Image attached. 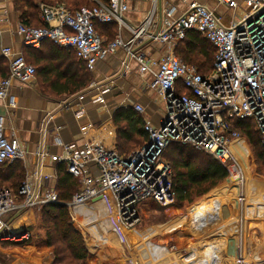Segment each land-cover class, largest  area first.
<instances>
[{"label":"built area","instance_id":"built-area-1","mask_svg":"<svg viewBox=\"0 0 264 264\" xmlns=\"http://www.w3.org/2000/svg\"><path fill=\"white\" fill-rule=\"evenodd\" d=\"M95 1L94 6L79 8L66 3H41L40 13L46 25L34 27L20 22L18 32L24 44L32 48L52 41L73 50L88 69H93L98 59L123 49L143 66L145 73L152 75L149 86L164 103L165 117L159 126L145 123L148 140L142 147L122 156L117 150L94 142L79 146L59 141L64 155L58 160L79 181V189L68 206L81 213L83 208L110 197L119 225L137 232L144 202L175 203L172 167L163 156L170 144H189L209 153L228 169L229 178L234 181L243 179L230 148L234 140L243 139L234 121H252L264 144V0H217L236 11L246 9L229 25L214 8L199 0H190L181 14H177V7L168 5L163 28L156 30L150 29L153 13L138 25L125 19L128 0ZM97 24L115 26L114 39L108 41L97 30ZM125 30L131 35L128 40L123 37ZM188 31L202 34L216 49L214 67L207 74L174 52ZM146 41L168 44L172 51L154 61L133 50L138 42ZM0 56L9 59V75L0 79L1 102L9 96L12 82L32 80L36 67L4 43L1 24ZM108 90H99L91 101L104 103ZM76 98L82 101L85 92ZM64 104L72 107V99ZM9 105L16 107L13 99ZM135 109L140 113L144 110L139 104ZM75 112L81 116L85 111L80 107ZM4 122L5 116L0 115V163L24 161L26 150L17 138L5 133ZM58 201L54 187L45 189L40 182L27 178L18 192L0 187V220L18 210L38 211L44 204ZM3 224L9 228L6 222ZM255 259L252 264H260L261 259ZM237 264L251 263L243 258Z\"/></svg>","mask_w":264,"mask_h":264},{"label":"crops","instance_id":"crops-1","mask_svg":"<svg viewBox=\"0 0 264 264\" xmlns=\"http://www.w3.org/2000/svg\"><path fill=\"white\" fill-rule=\"evenodd\" d=\"M189 1L128 0L129 10L125 13V19L133 25H138L153 13L150 29H161L165 19L164 9L168 5H174L178 9L177 14H181L185 11ZM199 1L214 8L222 16L224 24L229 25L235 19L233 12L236 10L220 5L217 0ZM2 6L1 8L5 9V12L0 13V24L3 30L4 43L10 45L15 51L25 54L26 59L37 67V74L32 80L28 82L14 80L9 96L0 102V115L5 116V133L10 137L17 138L27 153L26 159L23 161L26 171L25 180L30 178L40 182L45 189L53 187L56 189V169L57 165L61 164L58 159L64 155V148L59 141L75 143L79 146L94 142L117 150V128L113 117L121 107L132 106L135 109V105L139 104L144 109L143 113H139L143 116L145 123L156 126L162 124L165 117V106L159 95L149 86L153 79L152 75L145 73L143 66L135 58H129L123 49H118L116 52L98 59L94 68L89 69L92 81L88 87L71 94L69 92L70 84L67 83V80L71 79L72 70L75 67H80V64L86 66L85 62L75 57L72 51L58 44L54 52L51 48L54 43L51 41H45L40 48L25 45L22 36L18 32L20 12L16 11L12 4L8 2L3 3ZM237 15H239L238 12ZM40 17L42 19L41 13ZM37 24H41L40 18ZM104 36L108 37L105 34ZM130 36L127 30L123 31L124 39L128 40ZM133 50L152 58L154 61H158L163 55L172 51L168 44L151 41L138 42L133 46ZM86 70L88 71V68ZM8 71L9 59L0 56V77L7 75ZM104 88L109 89L104 94V103L91 101L93 95L96 96L98 91ZM83 92H85V98L80 101L76 96ZM70 98L72 99V107L66 108L64 102ZM11 99L15 101L16 107L9 105ZM80 107H83L85 112L81 116H77L75 111ZM226 192H230L229 196L232 197L233 192L231 189ZM229 196H226V201L217 203L212 208L207 209L208 213L203 219H201L197 210L204 204H208L213 198L194 204L193 214L196 225L201 226L204 223L208 224L213 220H217L221 215L222 204L231 206L232 200L227 199L230 198ZM106 199L113 210L111 217L113 222L110 220L109 226H111V229H114L113 226L116 228L117 225L120 228H116L110 233L107 232V235L102 233L109 240L112 234L118 237L116 231L118 234L119 230L122 233L124 229L117 222L114 201L110 197ZM106 199L96 201L94 205L105 204ZM249 217L247 215L244 217L246 223L250 225L252 222H256L257 219L252 220ZM236 219L238 220V218H234L227 221L223 226L224 230L220 229L219 236H230L236 233ZM92 223L101 225L106 230L99 220V214H96ZM260 232L264 236V229L258 227L252 236L254 242L250 239L251 244L246 243L248 251L254 252L264 246L263 244L259 245L261 239L257 237H259ZM124 233L126 234L125 231ZM107 244H102L98 249H105ZM120 245H127V243H121ZM216 245L213 246L214 251L218 249L219 253L222 249L223 252L225 251L227 244L224 246ZM95 251L97 249H94L92 254H95ZM142 258L139 256L140 263L138 264H143ZM39 259H31L30 262H38ZM48 262L51 263L50 260Z\"/></svg>","mask_w":264,"mask_h":264},{"label":"rangeland","instance_id":"rangeland-1","mask_svg":"<svg viewBox=\"0 0 264 264\" xmlns=\"http://www.w3.org/2000/svg\"><path fill=\"white\" fill-rule=\"evenodd\" d=\"M91 1L95 2V0ZM7 2L12 4L16 10L15 0H0V13L5 12V9L1 7H3V3ZM87 2L90 1L87 0L84 4ZM41 3H66L72 7L68 0H46L38 2V5L40 6ZM39 6L38 9L40 10ZM244 10L246 9L234 11V17L237 12L239 14L244 13ZM176 56L181 58V55L176 54ZM244 139L246 140L244 137L239 141L240 149L243 150L236 157L240 167V163L245 166V172H242L244 183L238 184V181H234L228 176L206 195L196 199L193 203H184L182 206H177L175 203L173 205H161L155 201L147 200L139 210L141 221L137 227L140 231L136 235V232L122 227L126 234L119 230L118 234L116 231L118 237L112 234L108 240L104 236V234L107 235V232L110 233L119 228L118 225L116 228L112 225L114 229L109 226L112 221L113 210L108 205L107 199L105 204L100 203L99 206L93 204L83 208L81 213L76 211L78 214L68 206L73 226L82 235L85 245L90 249L89 264H138L140 263L139 256L143 257V264H237L238 260L243 258L252 264L256 260L255 257H259L261 259L260 264H264V246H261L262 250L260 248L254 252L248 251L246 246L251 244L250 239L254 242L252 236L258 227L264 229V167L258 163L255 151ZM17 161L23 162L22 160ZM250 183L262 190L263 196L257 200V204H254L256 202H253L252 196L248 195L247 186ZM229 189L233 192L232 197L229 196L230 192L225 193ZM220 195H223L222 198L219 197ZM227 195L230 197L227 199L232 200V204L231 206L222 204L221 215L217 220L208 224L204 223L201 226L196 225L193 214L194 204L202 200L208 201L209 198H220L217 202L220 203L226 201ZM245 199L252 203L246 204ZM96 214H99L100 222L109 231H106L101 225L91 224V220L95 219ZM246 215L252 220L257 219L256 222H252L253 225L246 223L247 221L244 220ZM234 218H238V220L236 219L237 232L230 236H219L220 229L224 230L223 226L226 222ZM3 222H6L9 228L4 226ZM12 231L17 235L11 234ZM31 234L38 238L45 236V232L39 228V211L24 209L3 216L0 220V264H52L54 255L51 250L26 251L11 246H3V241L6 239L18 240ZM257 238L261 239L259 245H264L262 243L264 236L261 232ZM221 239L227 240V245L224 252L222 249L218 253L219 250L214 251L213 246ZM108 242L109 244H107ZM125 242L127 245H120ZM102 244H107L106 248L98 249ZM94 249L97 251L92 254ZM37 258H40L39 263L30 262L31 259Z\"/></svg>","mask_w":264,"mask_h":264},{"label":"trees","instance_id":"trees-1","mask_svg":"<svg viewBox=\"0 0 264 264\" xmlns=\"http://www.w3.org/2000/svg\"><path fill=\"white\" fill-rule=\"evenodd\" d=\"M42 1L46 0H15L16 11L20 12V22L34 27L45 26L46 23L42 21L38 9V2ZM68 1L73 8L96 4V1L92 2L91 0L86 4L84 3L87 0ZM101 1L107 2L108 0ZM39 18L41 24H37ZM96 27L101 34L108 36V41L114 39L117 31L114 26L97 24ZM51 48L55 52L57 44H52ZM65 49L72 51L76 57L73 50L66 47ZM175 53L181 55L182 60L186 63L195 65L202 74L209 73L214 67L216 49L202 34L196 31L186 33V37L177 44ZM86 69L85 65L80 64V67H75L72 70L71 79L67 80V83L70 84L69 92L71 94L80 92L91 83V72ZM8 75L9 71L0 79ZM182 91L186 92L185 88L182 87ZM113 118L117 128L116 148L119 154L128 156L146 143L148 134L145 131L143 116L132 106L119 108ZM234 125L255 151L258 163L264 167V144L259 133L255 130L253 122L234 121ZM163 156L172 167L173 190L177 206L193 203L229 176L228 169L219 160L189 144L172 143L165 149ZM56 172V191L59 201L46 203L38 210L39 228L45 232V236L38 238L31 234L18 240L6 239L3 241V246L26 251L51 250L54 255L52 264H89V250L82 235L73 226L68 212V203L78 191L79 181L66 171L63 164L57 165ZM25 178L26 171L23 162L0 163V187H8L14 192H18ZM222 196L219 197L222 198ZM220 198L213 199L197 210L201 219L208 213L207 209L212 208ZM226 242L227 240L221 239L217 242L218 244L216 243L217 245H214L224 246Z\"/></svg>","mask_w":264,"mask_h":264},{"label":"bare ground","instance_id":"bare-ground-1","mask_svg":"<svg viewBox=\"0 0 264 264\" xmlns=\"http://www.w3.org/2000/svg\"><path fill=\"white\" fill-rule=\"evenodd\" d=\"M239 141H241V139H236L234 140L231 145H230V148L232 149L233 153H234V156L237 157L240 153H241V150H243L242 148L240 149V143ZM241 164V167H240V171L242 172H245V166ZM244 176H243V179L241 181H238V184L239 183H244ZM237 184V185H238ZM252 183H250V185L247 186V189H248V195H251L252 196V201L253 202H256L257 203V200H260L263 196L262 194V190L256 188V186L254 185H251ZM245 185V184H244ZM259 190V191H258ZM250 192V194H249ZM238 197V196H237ZM238 200V199H237ZM251 202V201H250ZM248 201V199H245V203L248 204L250 203ZM252 203V202H251ZM255 204V203H254Z\"/></svg>","mask_w":264,"mask_h":264}]
</instances>
